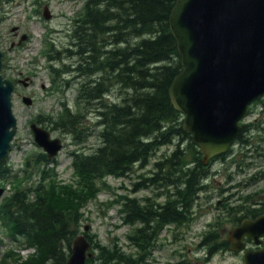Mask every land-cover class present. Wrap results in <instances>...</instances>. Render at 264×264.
Wrapping results in <instances>:
<instances>
[{
    "label": "trees",
    "instance_id": "1",
    "mask_svg": "<svg viewBox=\"0 0 264 264\" xmlns=\"http://www.w3.org/2000/svg\"><path fill=\"white\" fill-rule=\"evenodd\" d=\"M176 1L84 0L70 29V44L56 49L53 38L45 39L42 53L52 88L70 86L65 78L73 75L78 81L75 104L64 102L57 115L40 113L32 120L72 136L78 147L71 152L73 179L64 183L57 160L43 151L27 153L25 167L17 171L8 157L0 160V177L11 183V192L0 200V226L14 240L36 247L25 264H66L86 219L84 209L103 186L110 187L109 176L126 177L135 167L153 163L132 192L147 187L167 192L166 203L153 201L151 210L147 197L132 193L114 201L124 223L134 227L130 242L141 248L149 242L146 218L157 217L161 224L189 218L193 203L209 186L211 167L203 163L199 147L182 127L184 115L169 96L173 79L183 70L169 23ZM92 111L100 141L87 150L80 144L91 134L87 112ZM243 140L239 134L238 146ZM170 145V153L158 155ZM87 237L99 252L86 264H141L139 251L102 246L89 233ZM218 240L214 238L216 246ZM16 257L7 251L0 264Z\"/></svg>",
    "mask_w": 264,
    "mask_h": 264
},
{
    "label": "water",
    "instance_id": "2",
    "mask_svg": "<svg viewBox=\"0 0 264 264\" xmlns=\"http://www.w3.org/2000/svg\"><path fill=\"white\" fill-rule=\"evenodd\" d=\"M44 16L51 17L48 7ZM169 23L183 65L169 87V96L184 115L183 129L192 135L207 164L229 149L249 106L264 96V0H177ZM2 68L0 51V159L11 149L18 128L14 82L4 78ZM23 101L32 104L30 97L24 96ZM32 130L49 158L63 148L62 140L52 138L47 128L33 123ZM4 192L0 188V197ZM243 224L229 238L236 251L244 248L239 243L245 230H255L254 238L264 235V215ZM90 247L87 236L79 234L66 264H86L87 257L94 255L88 253ZM244 264H264V249L246 250Z\"/></svg>",
    "mask_w": 264,
    "mask_h": 264
},
{
    "label": "rangeland",
    "instance_id": "3",
    "mask_svg": "<svg viewBox=\"0 0 264 264\" xmlns=\"http://www.w3.org/2000/svg\"><path fill=\"white\" fill-rule=\"evenodd\" d=\"M84 0H0V50L3 52V74L11 79H15L17 75H27L32 77L33 82L30 86L25 87L20 84L14 92V104L13 111L18 121V129L13 143L12 151L10 153V164L15 171L24 168L23 159L28 153L37 151H43V149L35 142L33 133L31 131L32 119L40 113L57 115L63 108V103L67 102L74 108L76 97V85L77 79L73 75L66 77L65 79L71 80L70 86H61L57 89L52 88L51 75L49 74L48 59L42 53L47 50L45 47V39L55 40V47L61 48L67 44H70V29L74 23V19L78 12L82 11ZM45 5H49L52 16L46 19L44 16ZM50 13V11L48 10ZM18 27V35H14L12 31L14 27ZM23 33L29 35V38L21 45H18V41ZM16 43L15 47H12V42ZM64 80V79H62ZM61 83V82H60ZM27 94L34 99L32 105H27L22 100V95ZM95 108L92 106L90 109ZM89 115L87 125H90V133L87 140L80 144L85 149L90 150L95 148L99 141V128L95 125L96 119L93 111L87 112ZM248 124H253L250 134L254 141L253 153L256 150H262L264 153V99L258 101L252 105L251 115L245 120ZM49 129V128H48ZM52 137H60L64 142L63 149L59 152L57 160V170L61 178V182H69L73 179L72 174V156L71 152L78 146L74 143L72 136L63 133L60 130H51ZM89 133V132H88ZM173 146H164L158 155L163 153H170ZM238 148H235L238 150ZM244 152V151H243ZM253 157V156H252ZM237 160H242L245 164V173H240L236 176L237 179L249 180L251 176L259 173L262 176L259 179H255V182L247 189L240 190L243 195L249 192H257L253 195V198L263 200L264 199V157L259 158L262 161L261 166L252 164L248 167L243 158L241 152L236 157ZM249 159V158H248ZM251 161L254 160V157ZM53 164H51L52 166ZM153 167V163L149 168L140 169L135 167L128 176L115 178L112 176L107 177V183L110 187L103 186V190L100 192L97 200L91 201L84 209L85 218L81 222L78 234L84 233L85 227L89 226L87 233L91 235V238L98 241L102 246H118L125 252H137V247L130 242L128 233L132 231L133 226L124 223L122 215L119 211V206L114 202L121 195L132 193L131 196L143 198L149 195L155 196L153 193V187L143 188L133 193L132 189H135V183H139L142 180V174L149 175V169ZM36 168H32L35 170ZM231 170L230 166L224 161H219L211 167L213 177L209 180V187L206 192H201L198 198V213L207 214L204 218L211 219L212 209L207 210L208 205H215L219 198L228 196L226 192V184L229 182L226 179L225 174ZM220 171V172H219ZM223 173V174H222ZM38 174L34 175L33 179H38ZM104 178V180L106 181ZM208 182V180L206 181ZM149 188V189H148ZM263 189V190H261ZM239 190H233V193H238ZM226 192V194H225ZM241 195V194H240ZM239 194L235 197H238ZM164 199L162 198V201ZM113 202V203H112ZM206 210L204 211V207ZM198 214V215H199ZM203 217L198 222V227L202 225ZM222 226L229 224V221L225 219ZM229 226V225H228ZM195 232L199 229H194ZM6 234L4 227L0 226V235ZM77 234V235H78ZM7 235V234H6ZM187 242L184 245L194 247L200 241V237H186ZM94 243L93 241L91 242ZM16 246L21 245L15 242ZM94 245V244H93ZM94 252L96 255L99 252V247L94 246ZM3 251L0 248V258ZM196 251L194 252V254ZM199 256H203L205 252L198 250L196 253ZM193 255V254H192ZM194 256V255H193ZM96 257V256H95ZM154 257H160L162 262H169L170 254L167 249L156 251ZM175 261V258H172ZM97 264V260L94 261ZM172 262V261H171ZM174 263V262H173ZM12 264V263H11ZM142 264V263H141ZM210 264H240V260L232 256H226V259L222 258V255L214 257Z\"/></svg>",
    "mask_w": 264,
    "mask_h": 264
},
{
    "label": "flooded vegetation",
    "instance_id": "4",
    "mask_svg": "<svg viewBox=\"0 0 264 264\" xmlns=\"http://www.w3.org/2000/svg\"><path fill=\"white\" fill-rule=\"evenodd\" d=\"M18 29L14 32V35H18ZM28 35V34H27ZM29 38V35H28ZM15 43V42H12ZM15 47V45L13 46ZM14 82L16 83V87L19 83L30 86V84L33 82L32 77L24 75L22 76V73L17 75V77L14 79ZM24 96V94H23ZM264 97H262L259 102L262 101ZM257 101V102H258ZM252 112V107L249 110ZM251 115V113H250ZM247 119V118H246ZM246 119L242 121V129L241 133L243 135V141L240 144V148L236 150L235 148H238V144H234L231 149L226 151L224 154H220L218 156H215L211 158L208 162L209 166L212 167L213 164L224 161V163H227L231 170L225 174L226 179H228V183L226 184V192L229 194L228 196H223L218 199V201L215 203L214 207L213 205H208L207 203V210L212 209V211H215L212 213L211 219L204 218L205 215L202 213H198V198L193 203L191 211L193 213L190 215L189 218L186 217L185 220L179 221V222H169V223H162L157 219V217H148L145 220V223H143V227L148 235L149 242L145 246L137 247L138 253L142 256V261L140 263L142 264H210L214 257L217 255H222L223 259H226V256H232L234 258H237L240 260V264H244V255L246 253V250L250 251H257L264 249V235L258 236L257 238H254L253 231L255 230H245L244 238L239 244H243L244 248L240 251H236L232 249V242L229 240L231 236V232L238 228L243 226L246 221L247 222H253L257 218L264 215V199L259 200L253 198L254 194H257L255 192H249L243 195V193L240 191L242 189H247L250 187L252 183L255 182V179H259L262 176H260L259 173L254 174L250 177V179H237L236 176L240 173H245V164L242 162V160H237V155L243 153V158L246 159V162L250 160V163L247 164L248 167H251L252 164H257L261 166L262 161L258 160L259 158L264 157V153H262L260 150H256L255 154L253 153V145L254 141L251 139L253 138L250 134V130L252 129L253 124L246 123ZM244 151V152H243ZM254 157V160L251 161ZM249 158V159H248ZM220 172V171H219ZM223 174V173H222ZM213 177V174L211 178ZM264 177V176H263ZM151 188V187H149ZM148 188V189H149ZM210 187L208 186L207 189L203 192H206ZM233 190H239L238 193H233ZM263 190V189H261ZM225 192V194H226ZM153 193H155V196L149 195L147 197V205L149 210H151L150 203L153 201H156L157 203L165 204L167 200V192L165 190L156 189L153 188ZM239 194L238 197H235ZM241 194V195H240ZM162 198L164 199L162 201ZM203 206V205H202ZM204 207V211L206 210V206ZM199 214V215H198ZM204 218L202 221V225L199 228L198 222L201 220V218ZM227 219L229 221V224L222 226V222ZM229 225V226H228ZM199 229V231L195 232L194 229ZM250 233L251 235H249ZM200 237L199 243L194 245V247H189L187 245H184L185 242H187L186 237ZM257 236V235H256ZM214 238H218V242H220L219 246L215 245ZM258 241V242H257ZM162 249H167L170 254L171 261L169 262H162L160 257H154V260H152L153 255L156 251H160ZM203 250L205 254L203 256H199L196 254L198 250ZM196 253L194 254V252ZM138 254V255H139ZM194 256H193V255ZM137 255V256H138ZM140 256V257H141ZM95 257V256H93ZM90 257V258H93ZM172 258H175L176 260L173 261ZM174 262V263H173Z\"/></svg>",
    "mask_w": 264,
    "mask_h": 264
},
{
    "label": "bare ground",
    "instance_id": "5",
    "mask_svg": "<svg viewBox=\"0 0 264 264\" xmlns=\"http://www.w3.org/2000/svg\"><path fill=\"white\" fill-rule=\"evenodd\" d=\"M255 228V227H254ZM257 228V227H256ZM258 229V228H257Z\"/></svg>",
    "mask_w": 264,
    "mask_h": 264
}]
</instances>
